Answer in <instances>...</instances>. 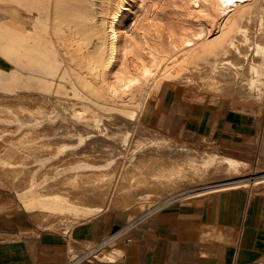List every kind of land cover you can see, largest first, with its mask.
I'll list each match as a JSON object with an SVG mask.
<instances>
[{"label":"bare ground","instance_id":"obj_1","mask_svg":"<svg viewBox=\"0 0 264 264\" xmlns=\"http://www.w3.org/2000/svg\"><path fill=\"white\" fill-rule=\"evenodd\" d=\"M136 1L0 0V189L10 184L40 230L69 234L110 209L134 220L159 204L220 191L264 193L259 164L177 146L117 120L139 118L151 82L148 94L173 83L196 101L257 102L245 112L264 114V0H187L186 16L201 29L183 48L174 43L178 28L158 29L179 0L155 1L144 19ZM95 253L115 257L102 247Z\"/></svg>","mask_w":264,"mask_h":264},{"label":"crops","instance_id":"obj_2","mask_svg":"<svg viewBox=\"0 0 264 264\" xmlns=\"http://www.w3.org/2000/svg\"><path fill=\"white\" fill-rule=\"evenodd\" d=\"M172 90L162 91L159 105L147 118L150 128L170 138L194 134L257 149L255 155L264 156L263 118L235 106L217 104L218 109H212L190 104ZM6 194L0 190V264H67L71 240L92 245L76 256L74 264H264L262 192L220 191L200 202L163 205L134 221L105 211L76 226L71 235L46 230L20 234L32 228L30 217L20 201L17 206ZM122 230L116 249L107 251L114 259H93H98L96 250L106 248L101 243Z\"/></svg>","mask_w":264,"mask_h":264},{"label":"rangeland","instance_id":"obj_3","mask_svg":"<svg viewBox=\"0 0 264 264\" xmlns=\"http://www.w3.org/2000/svg\"><path fill=\"white\" fill-rule=\"evenodd\" d=\"M139 1V0H138ZM138 1H136V11H138L137 12V14L139 15V17H140V19L142 18V19H144V17L142 16V14L144 15L145 13L143 12V11H145V10H147L148 11V9L150 10L148 13H146V15L148 14L149 16L152 14V13H154V11H156V9H154V8H156V4H155V1H158V3L160 2V0H144V5H146L145 7V9L143 8V4L142 3H140L142 0H140L139 2ZM147 3V4H146ZM157 3V2H156ZM157 3V4H158ZM140 4V5H139ZM154 4V5H153ZM155 6V7H154ZM189 5H188V1L187 0H184V1H178L177 2V5H175V6H170V7H168L167 8V10H168V13L167 14H169V16L168 15H166V18H163V20H161V21H159V23H158V21H156L157 23H155L157 26H159L160 28H158L159 30L161 29H163V26H166L167 25V23H170V24H172V26H174L175 28H178L177 30V34L175 35V38H174V43H175V45L176 46H179V48L181 47V48H183L184 47V42H185V40H187V39H195V34L196 33H198V32H200V29H201V27L200 26H198L199 25V20H198V18L196 17V16H186L187 14H188V10H190L189 9V7H188ZM148 7V8H147ZM154 7V8H153ZM158 7V6H157ZM175 7V8H174ZM143 8V9H142ZM154 9V10H153ZM141 10V11H140ZM158 10V9H157ZM166 10V11H167ZM140 11V12H139ZM142 12V13H141ZM170 12V13H169ZM141 13V14H140ZM153 15V14H152ZM151 15V16H152ZM150 16V17H151ZM167 17H168V19H167ZM145 18H146V16H145ZM186 20H188V21H190V23L188 22V21H186ZM257 23L258 22H253V24L252 23H248L249 25V30H251V31H249L250 33H252L253 32V35H257V33H259V31H257V29L259 30V28L258 27H260V26H258L259 25V23H258V25H257ZM162 25V26H161ZM184 26H185V28H184ZM257 28H255V27ZM187 27V28H186ZM251 27V28H250ZM182 29H185L186 31H184V33H182L183 31H182ZM253 29V30H252ZM157 31V30H156ZM160 32V31H159ZM156 34V35H155ZM153 35L154 36H156L157 37V35L159 36V34H157L156 32H153ZM161 35H162V37H165L166 38V40H162V39H164V38H162L161 37ZM151 37H153V36H151ZM155 37V38H156ZM159 37H161V39L160 38H158V40H161V41H164V42H166L167 41V36H163V34H160V36ZM152 39H154V38H152ZM151 39V40H152ZM155 40H157V39H155ZM153 41V40H152ZM158 42H160V41H158ZM154 43H156V41H153L152 42V45H154ZM156 47H158L157 45H156ZM149 50H150V48H147L146 47V50H145V52H149ZM254 51L252 50V53H253ZM130 59L131 60H133L134 58H133V55L132 54H130ZM151 81H153V80H151ZM152 83V82H151ZM151 83H149V87H150V85H151ZM147 86V91L144 93V95H143V97H142V99H141V104H140V106L138 107V109H139V111H140V116H139V118L135 121V120H126V118L124 119L123 117L121 118V117H118L117 118V120L118 119H120L119 121H121L122 119V121H121V124L123 125V124H126V125H123V127H132L133 125H135V124H137L138 122V124H137V126L139 127V128H141L142 127V129L145 131V132H150L149 134H155V135H159V136H162V137H166V138H168L173 144H175V145H177V146H181V145H188L190 148H192V149H194V150H200V151H208V152H213V151H216L220 156H222V157H225V156H230V157H233L234 156V158H236L237 157V159H239V160H241V161H244V162H247V163H249V165H251L252 167H255V165H261V166H263V170H264V164H262V162H259V158L262 156V155H259V156H257V155H255V152H256V150L257 149H253V150H249V149H246V148H243L242 146H240V145H227V144H222V143H219V142H215V141H213V140H209V139H207V138H202V137H200V136H197V135H194V134H188V135H186V136H184L183 138H179V139H176V138H170V137H168V136H166V135H163V134H160V133H158L157 131H155V130H153L152 128H150L149 126H148V120H147V118H148V116L151 114V112H152V110H154L158 105H159V102H160V96H161V93H162V91L164 90V88L165 87H170V88H173V90H172V92L174 93V94H176V97H178L181 101H185V102H189L190 104L191 103H193L194 105H198V106H203V107H206V108H212V109H218L217 108V104H220L221 102H223L222 103V108H231V107H240L239 109H241L242 111H245L244 109H249V108H256V107H258V105H257V102H250V103H248V102H242V101H239V100H235V99H233L232 100V98L231 99H227L226 97H221V98H223V99H219V102H213V103H215V104H213L212 105V102H209V101H204V100H200V101H196V100H198V99H196V98H192V97H189V95L187 96L186 94V90H187V88L185 89L184 87H182V86H179L178 84H173V83H165L163 86H162V88L160 89V91L157 93V92H152V93H150V91H149V94H148V89H149V87ZM151 90V89H150ZM146 93H147V95H146ZM185 94V95H184ZM146 95V96H145ZM146 97L148 98V99H146ZM157 97V98H156ZM151 98H153V99H151ZM156 98V99H155ZM146 99V100H145ZM143 100V101H142ZM195 100V101H194ZM146 104H145V103ZM209 102V103H208ZM202 103V104H201ZM211 103V104H210ZM262 104L264 105V103L262 102V103H260V105L262 106ZM252 105V106H251ZM256 105V106H255ZM142 106H144V107H142ZM211 106V107H210ZM255 106V107H254ZM142 108H144V109H142ZM142 111V112H141ZM254 114H256L258 117H260V118H263L264 119V114L263 113H259V112H254ZM139 120V121H138ZM124 121V122H123ZM130 123H131V125H130ZM119 126V125H118ZM145 126V127H144ZM147 128V129H146ZM190 137V138H189ZM179 144V145H178ZM191 146H193V147H191ZM260 176H264V172H263V174H261ZM2 182H4V181H2ZM9 184V183H8ZM7 183H5V188L3 187V189L1 188L0 190L1 191H3V192H7L8 194H6V195H8L9 197H11L14 201H15V203L17 204V206H19V200H18V198H17V196L15 195V192L13 191V189H12V187L10 186V184L8 185ZM7 188V189H6ZM188 203V202H187ZM186 203V204H187ZM153 204H155V203H153ZM173 204H184L183 202H175V203H173ZM163 205H165V204H159V206H157L158 208L160 207H164ZM158 208H157V210H158ZM159 208V209H160ZM107 211V210H106ZM156 210H154V211H150V210H147V212H144L145 214L143 215H141V216H137V218H134V220H137V219H139V218H141V217H143V216H146V215H148V214H151V213H153V212H155ZM103 212H105V210L103 211ZM103 212H101V213H103ZM108 212H111V213H115V214H118V215H120V216H123V217H126V218H128V217H130V214H129V211H118V210H114V209H110V210H108ZM129 219V218H128ZM30 220V224H31V226H32V228L33 229H35V231H36V234H38L39 233V231L41 232V231H43V230H40L39 229V227H36L37 226V224H35L31 219H29ZM130 221H134V220H131V218L129 219ZM36 228H38V229H36ZM47 231H51V230H47ZM54 231V230H53ZM58 231H60V230H56L55 232H58ZM62 231H60V233H61ZM63 233V232H62ZM36 234H34V235H36ZM64 234V233H63ZM71 243H74V240L72 241H70V245H71ZM80 243V244H79ZM68 244V245H69ZM78 246H77V248L74 250V251H76L75 253L74 252H71L72 251V249L70 248L69 249V253H68V255H67V257L66 258H64V260L65 261H67V260H69V259H71V256L72 257H76L77 255H79V253H83V251H84V249L86 250V247H85V245H84V243H82V242H78V243H76ZM70 245H69V247H70ZM112 247V246H111ZM79 249V250H78ZM113 249V250H112ZM116 249V247H112L111 248V250L110 249H105V251L107 252V251H114ZM79 251V252H78ZM78 252V253H77ZM72 254V255H71ZM73 254H76V255H73ZM99 258H101V257H98V259L97 258H95V257H93V259H96V260H100Z\"/></svg>","mask_w":264,"mask_h":264},{"label":"built area","instance_id":"obj_4","mask_svg":"<svg viewBox=\"0 0 264 264\" xmlns=\"http://www.w3.org/2000/svg\"><path fill=\"white\" fill-rule=\"evenodd\" d=\"M122 233H124V230H122L119 234H117V235H114V236H112V237H110V238H107V239H105L101 244H107L106 245V248L107 249H111L112 247H114L115 246V244H116V241H117V237L120 235V234H122ZM100 246V244L97 246V248ZM112 246V247H111ZM105 248V249H106ZM78 257H74L73 259H71V260H69L68 261V263L67 264H74V262H75V260L77 259Z\"/></svg>","mask_w":264,"mask_h":264}]
</instances>
